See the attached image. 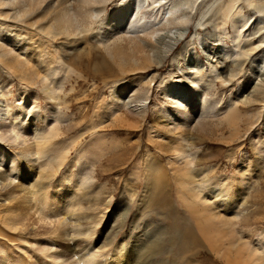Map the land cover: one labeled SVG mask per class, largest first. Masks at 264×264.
<instances>
[{"label":"rangeland","instance_id":"374dc122","mask_svg":"<svg viewBox=\"0 0 264 264\" xmlns=\"http://www.w3.org/2000/svg\"><path fill=\"white\" fill-rule=\"evenodd\" d=\"M31 1L24 3L37 2ZM72 1L81 20L73 33L64 27L65 35L56 33L55 38L42 27L14 19L19 13L13 6L0 7V100L10 107L11 117L17 114L25 136L38 118L46 127L62 122L61 134L46 146L41 163L38 160L50 165L44 177L33 178L28 186L22 156L16 153L14 167L10 155L3 160L4 172L13 182L7 187L0 184V264H84L92 252L100 264H109L120 253V244L126 264H142L144 257L151 264H226L231 257L247 259L243 239L264 254V68L256 64L264 47L247 60L244 49L250 41L243 40L236 48L233 20L241 7L252 18L242 31L248 35L259 18L255 6L249 0H238L236 9L226 16L223 6L228 0H146L141 12L157 23L156 32L140 28L125 35L122 29L113 30L116 38L123 35L133 43V50L127 46L114 49V61L104 48L111 37L108 30H112L107 21L125 4L135 8L137 0ZM55 2L65 7L61 0H45L42 8ZM175 5H180L187 19L178 31L186 32L181 39L171 40L172 48L164 55L160 48L166 45L161 38L168 40L165 36L174 25L171 20L169 24L158 22L163 21L164 9ZM87 13H93V19ZM153 33L157 34L149 39L147 35ZM259 35L257 31L251 42ZM12 47L21 53L22 64L12 61ZM44 72L53 85L51 90L36 83ZM259 78L262 85L256 84ZM166 87L189 95L185 110L166 95ZM235 102L241 118L233 125L224 117L229 104ZM179 140L195 156L196 170H207L205 181L218 186L220 193L211 200L217 208L213 213L236 223L242 240L228 247L231 256L225 255L222 244L229 245L232 228L215 217L212 222L222 226L217 253L204 239L200 254L194 255L195 250L185 254L186 263L177 246L168 244L172 219L190 228L194 220L204 228L209 224L204 205L197 204L193 193L174 177L173 169L181 160L172 147ZM7 143L14 150L15 143ZM62 153L65 157L61 159ZM155 158L168 170L170 214L153 210L146 202L150 192L158 191L155 180L151 189L149 163ZM86 176L93 180L83 186ZM198 181L204 180L200 177ZM225 195L228 198L223 203ZM79 197L85 199V208L68 214V203ZM63 203L59 215L56 210ZM74 247L81 252L69 258ZM155 247L162 250L154 252ZM238 249L241 255L236 257Z\"/></svg>","mask_w":264,"mask_h":264},{"label":"bare ground","instance_id":"6f19581e","mask_svg":"<svg viewBox=\"0 0 264 264\" xmlns=\"http://www.w3.org/2000/svg\"><path fill=\"white\" fill-rule=\"evenodd\" d=\"M20 1H22V6L20 5ZM25 1H27V0H15V2H12L11 0H0V7L3 5L13 6L12 8H15L19 13L16 17H14V19H17L18 21H20L24 24H27V26H29V27L30 26L31 27L36 26L35 27L36 29H39L42 27L53 38H55L57 34L58 35H60V34L65 35L64 27H65V32L71 33V30H72V33H73L74 27L79 23V21L81 20V17H82V14L75 12V10L73 9V6H72L73 1L72 0H61V3H63L65 5V7H61V6H59L60 4H56V2H55L54 5L50 4L49 6H47L48 8L46 7L44 9L42 7H43V3L45 2V0H37V2L35 4H28L27 3L28 5H26L24 3ZM31 2L34 3L35 0H32ZM145 2H146V0H144V2H142L143 3L142 4L141 0H137V6L135 8H129V9L127 8V6L125 4L123 6L122 10H118L107 21V25L109 27H111L112 30H108L109 33L111 34V37L107 41L104 48L106 49L109 57H111V59H113L114 61H115V54H113L114 49L122 50L121 49L122 47L127 46L128 49L130 48L131 50H133V43H132V40L130 38L123 36V35H120L119 37L116 38L113 35V30L122 29V31L124 32L125 35H128L129 34L128 32H133V31L138 30L140 28H141L140 30H142V31L146 30L145 28H147L148 30L152 29L156 32V30L154 28H155L157 23L151 22V21L147 20L146 18H144L143 14L141 12L142 6L145 5ZM85 3H86V1H85ZM92 3L96 4V3H98V0H92ZM237 3H238V0H228L225 2L223 9H224V13L226 16H229L236 9ZM249 3H250V5H254L255 6L254 10L259 13V18L257 19V22H255V24L253 25L254 27H256V29L252 28L251 30H249L248 35H244L242 32L243 28L248 26V24H250V20L252 18H247L242 13L241 7L233 15V20L235 23L234 25L236 26V29H235V32H236L235 40L237 41L236 48L242 46L241 43L243 40L244 41L245 40L250 41V46L247 49H244V53H245L247 60H250V58L254 54V52H256L261 47H264V45H263L264 44V17H262V13H264V0H249ZM85 7L88 8V5L85 4ZM94 8H96V7H94ZM86 10H85V12L89 11V10L88 11H86ZM164 11H165V14L163 17V21H160L158 23L169 24L170 20H171V21H173L171 25H174V28L168 30L169 32L165 36V37H168V40H165L164 37L163 38L160 37L161 43L163 45L167 46V47L163 46L162 48H160V49H162V53H164V55H165L172 48L171 40L173 39V40L177 41L178 39H181L182 36L184 35L183 32H186L183 30L181 33L180 30L182 29L181 26H183L185 23H187V19H186V15L183 14L180 5H175L173 8L167 7L166 9H164ZM95 12H100V11L95 10ZM87 14H88L89 18L91 17L90 20L93 19V17H94L93 13L92 14L87 13ZM38 16H40V17L42 16L41 19ZM135 19H137V20H135ZM174 29H176L177 31H174ZM178 29H180V30L178 31ZM257 31L260 32V35L256 38V41L251 42L252 39L253 40L255 39V33ZM50 32H52V34ZM146 33H148V31ZM156 34L157 33H153V34L147 35V36L149 37V39H152L151 37H153ZM249 35L252 38H249L248 37ZM147 41H149V40H147ZM150 42H152V40ZM173 43H175V42H173ZM154 46H156V44H154ZM1 47H3V46H0V48ZM145 47H146V45H145ZM150 49H151V47H150ZM15 50L16 49H14L12 47L11 51H10V52H12L13 57H14V59L12 61L16 62L15 65H20V64H22L21 53H17L16 52L17 50L16 51ZM223 50H224V48H223ZM164 55H163V57H164ZM25 63H27V64L29 63L28 59H25ZM49 64L50 63L46 62V65H49ZM256 64H258L261 68H264V53L257 60ZM119 65L124 66V64L122 62H119ZM197 65H199V63ZM197 69H198V67H197ZM35 71H36V69H35ZM196 71H198V70H196ZM47 72H49V71H47ZM47 72L46 73L44 72L45 74L43 73L44 75H43L42 79H40L41 77L36 79V83H42L45 87H47L49 90H51L53 88V85L51 82H49V76H48ZM34 74H35V72H34ZM40 74H42V73H40ZM192 82L195 83L196 80H193ZM256 84L262 85L261 78H259V80L256 82ZM0 92L2 93L3 91H0ZM165 93L167 96H170V97L176 99L178 105L182 109L185 110L188 107L189 101H187V100H190L189 95L184 94L180 90L179 91L175 90V88H173V87H166ZM120 99L122 101H126V100H124L125 98L124 99L120 98ZM236 103L237 102L229 104V111L224 117V119L228 120L233 125H235V123L237 121H239L241 118V116H240L241 109H240V107L236 106ZM9 109H10V107L7 106V103L5 104V102L0 100V184L3 185V187H7V186H10L12 184L13 179L9 178L8 175H6V173L4 172L3 167L5 166V163L3 162V160L6 156L10 155L11 167H14L15 164L17 163L16 153H18L19 155L22 156L23 163H25L27 165L28 171L24 172L23 177H24V183L28 184V186H29V185H31L32 181H34L33 178L44 177L46 169L48 167L47 165H49V163H46V165L40 164L42 159L44 158V155L46 154V152L45 153H43V152L45 151L46 146L50 143H55L54 141L56 140L58 135L61 134L60 128H61L62 122H61V120H59L57 122V125L55 123H52V122H55V117L53 116V118H50V122L52 124H54L55 127H51L52 124L50 125V127H46V126H44L43 121L40 118H38L37 122L30 125L29 135L27 134V136H25L26 133L25 134L22 133L23 130L21 131L18 127L17 114L12 113V117H11V114H10L11 112L9 113ZM26 115H28V114L26 113ZM42 124H43V126H42ZM4 126H8L9 128L4 127ZM29 136H31V137H29ZM158 137H160L159 133H158ZM31 139H33V141H30ZM6 142H8V143L14 142L15 143L14 150L11 149L8 145L4 144ZM179 146L182 147V148L180 147L181 150H179ZM172 151L181 160V165L177 164V166L173 169L174 177L177 179V182L181 187L187 186L186 188H188L193 193L194 197L196 198L197 204H199L201 202L204 205V207L202 208V211L207 213V215H206V216H208L207 222L209 224H208L207 228H204L201 225L200 221L194 220V224H193L194 228H190L191 226L190 227L181 226L178 221L172 219L171 224L169 226L171 239L168 240V244L171 246H177V253H179L180 256H182V258L184 259L185 262H186V258H188L185 255L187 252L195 250V252H193L194 255L200 254L201 249H199V248L205 247L204 239L211 245L213 251H215L217 253L219 251V249L217 248V244L220 241V239L218 238V232H219V227H222V226L221 225L218 226L217 224L215 225V223L212 222L211 219H213L215 217V219H219L223 223V225H225V226L230 225L232 228L231 229L232 238L229 239V245L226 244V241H225L224 245L222 244L223 248L226 247L225 248V255L231 256V254L228 251V250H230V248H228V247L229 246H236L238 241L242 240V238L240 236H238V233L236 232V229H235L236 223H233V221H234L233 218H230V217L228 218L223 214L221 215V214L213 213L214 212L213 209H217V208L211 204V200L213 199V197H217L220 193L217 184L215 182L213 184L211 182L205 181L207 179L206 178L207 170L202 171V172H199L198 170H196L195 158H194L195 156L192 155V153L187 152L186 149L183 148V140H179V142H177L172 147ZM62 154H61V156H62L61 159L65 157V155L64 154L62 155ZM38 160H40V163L38 162ZM49 160H51V159H49ZM32 162H34V163L31 164ZM34 164L37 167H34L33 166ZM149 164H150V167L153 168L152 175H151V185H152L151 189L154 187V184L157 183L158 191L156 193H154L155 191L150 192L149 198L146 201L148 204V207H150L153 210H155V209L161 210L160 212H162L164 214H166V213L170 214L171 213V206L168 202L170 196L168 195V191H167L168 189H167V184H166V182L168 181V177H169L168 173H167L168 170L166 167H164V168L160 167L161 165L158 164V161L156 158L154 160H151ZM49 168H50V165H49ZM32 175H34V177ZM200 177H202L204 181L199 182L198 180ZM91 178H92L91 176L84 177L81 185L87 186L88 184H90V182H92V180H93ZM154 180L157 182H155ZM153 181L155 182L154 184H153ZM205 184L208 185L206 192L203 191V187ZM155 187H156V185H155ZM227 198L228 197L226 195L223 197V203L226 202ZM84 200H82V198L80 199V197H79V199H76V202L68 203V208H69V209L67 208L68 214L73 209L74 210L84 209L85 208ZM63 205H64V203L61 204L58 207V209L56 210V213L58 212L59 215H62V211H63L62 206ZM65 206H67V205H65ZM125 209L127 210V208H125ZM195 209L197 210V208H195ZM199 211H201V210H199ZM234 216H237L236 212L234 213ZM83 217H84V215H83ZM183 222L185 223V221H183ZM186 223L188 224V222H186ZM111 227H112V225H111ZM111 227L107 228V230H108L107 232L110 231ZM79 231H81V230H79ZM123 240H125V238ZM243 240H242V244L245 246L244 249L247 250V259L241 258L243 256L240 253L242 249H238L235 252V256L238 257L241 255L239 261L237 258L232 259V257H231V259L227 258L226 264H239V262H241V264H264V254L262 252H260V249L251 246L250 244H248L246 241H243ZM156 245L158 246V244H156ZM213 245H215V246H213ZM104 246H106V245H104ZM133 248H134V246H133ZM135 248L137 249V252L141 251L139 249V247H135ZM122 249H123L122 244H120V253H116L113 255V261L111 262L112 264H126L127 256L122 253V251H123ZM161 250H162V247H155L154 252L161 251ZM80 252L81 251L78 250V248L74 247L73 249L71 248V250L68 252L67 255L69 256V258H71V257L79 254ZM145 258L146 257L141 258V260L143 261L142 264H151L148 261V259H145ZM148 258H149V256H148ZM83 260L85 261L84 264H100L96 260V253L95 252H92L88 258H84ZM111 263H109V264H111ZM188 264H191V263L188 262Z\"/></svg>","mask_w":264,"mask_h":264}]
</instances>
